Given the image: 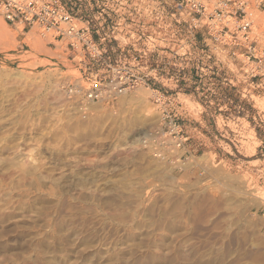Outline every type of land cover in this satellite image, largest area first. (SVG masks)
Here are the masks:
<instances>
[{
  "label": "rangeland",
  "instance_id": "rangeland-1",
  "mask_svg": "<svg viewBox=\"0 0 264 264\" xmlns=\"http://www.w3.org/2000/svg\"><path fill=\"white\" fill-rule=\"evenodd\" d=\"M62 1L95 37L148 7L163 41L147 85L93 103L66 90L90 71L63 44L0 14V264H264V62L175 22L172 0Z\"/></svg>",
  "mask_w": 264,
  "mask_h": 264
},
{
  "label": "built area",
  "instance_id": "built-area-1",
  "mask_svg": "<svg viewBox=\"0 0 264 264\" xmlns=\"http://www.w3.org/2000/svg\"><path fill=\"white\" fill-rule=\"evenodd\" d=\"M172 2L171 15L175 22L178 23L180 16L185 14L188 28L205 26L212 40L243 49L239 54L247 62L257 65L264 62V50L258 41L260 34L254 19L246 11L250 0ZM152 12L148 7H130L124 10L122 17L111 23L110 34L95 37L89 26L90 21L85 19L83 25H78L77 19L62 0H0V14L5 22L21 26L22 30L36 28L42 38H52L63 44L67 57L76 59L79 68L83 66V71H90L89 76L84 79L80 77L76 84L70 86L69 82L66 90L74 97L93 103H112L135 86L147 85L146 74L139 72L138 68H144L150 48L161 46L163 41L156 32L147 31L146 19L148 15L152 16ZM161 13L162 10H155L154 19L160 22ZM117 29L123 33H117ZM111 40L121 48L115 49L109 45L108 41ZM48 44L54 45V42L49 41ZM257 68L251 67L252 76L257 75ZM161 97L160 92L156 91V100H161ZM167 127L172 134L180 131L178 125L172 122Z\"/></svg>",
  "mask_w": 264,
  "mask_h": 264
},
{
  "label": "bare ground",
  "instance_id": "bare-ground-1",
  "mask_svg": "<svg viewBox=\"0 0 264 264\" xmlns=\"http://www.w3.org/2000/svg\"><path fill=\"white\" fill-rule=\"evenodd\" d=\"M142 134V133H141ZM137 139V138H136Z\"/></svg>",
  "mask_w": 264,
  "mask_h": 264
}]
</instances>
